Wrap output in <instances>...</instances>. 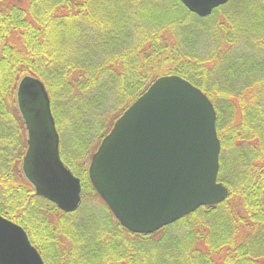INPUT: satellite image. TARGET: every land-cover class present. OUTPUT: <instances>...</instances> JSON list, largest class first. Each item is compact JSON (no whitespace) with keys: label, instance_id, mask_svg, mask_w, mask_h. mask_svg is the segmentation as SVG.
<instances>
[{"label":"trees","instance_id":"obj_1","mask_svg":"<svg viewBox=\"0 0 264 264\" xmlns=\"http://www.w3.org/2000/svg\"><path fill=\"white\" fill-rule=\"evenodd\" d=\"M26 74L44 84L60 157L80 179L73 213L35 195L21 172L15 90ZM171 74L214 106L228 195L133 234L91 187L89 158L150 82ZM0 215L44 264H264V0H229L205 18L179 0H0Z\"/></svg>","mask_w":264,"mask_h":264},{"label":"water","instance_id":"obj_2","mask_svg":"<svg viewBox=\"0 0 264 264\" xmlns=\"http://www.w3.org/2000/svg\"><path fill=\"white\" fill-rule=\"evenodd\" d=\"M199 18L229 0H179ZM15 103L26 131L21 172L35 195L63 213L81 203L78 177L59 153V135L44 84L26 74ZM216 112L197 86L161 75L120 114L90 156L88 179L118 223L152 234L228 195L218 181ZM0 264H44L24 229L0 215Z\"/></svg>","mask_w":264,"mask_h":264},{"label":"rangeland","instance_id":"obj_3","mask_svg":"<svg viewBox=\"0 0 264 264\" xmlns=\"http://www.w3.org/2000/svg\"><path fill=\"white\" fill-rule=\"evenodd\" d=\"M238 45H239V44H238ZM238 45H237V49H236L237 52H239V50H240V51L242 50L243 43H241V44L239 45V47H238Z\"/></svg>","mask_w":264,"mask_h":264}]
</instances>
